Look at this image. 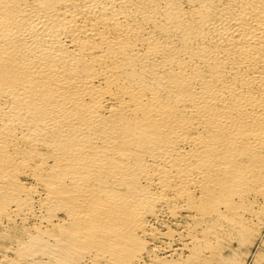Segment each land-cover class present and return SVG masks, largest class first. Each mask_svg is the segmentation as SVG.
Returning <instances> with one entry per match:
<instances>
[{"label":"bare ground","instance_id":"6f19581e","mask_svg":"<svg viewBox=\"0 0 264 264\" xmlns=\"http://www.w3.org/2000/svg\"><path fill=\"white\" fill-rule=\"evenodd\" d=\"M0 264H264V0H0Z\"/></svg>","mask_w":264,"mask_h":264},{"label":"rangeland","instance_id":"374dc122","mask_svg":"<svg viewBox=\"0 0 264 264\" xmlns=\"http://www.w3.org/2000/svg\"><path fill=\"white\" fill-rule=\"evenodd\" d=\"M258 250V247H254V251ZM251 260V259H250Z\"/></svg>","mask_w":264,"mask_h":264}]
</instances>
